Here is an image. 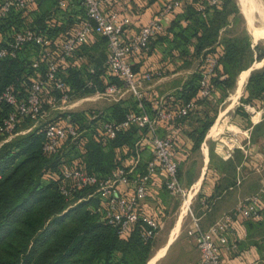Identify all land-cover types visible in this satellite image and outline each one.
<instances>
[{"label":"trees","instance_id":"16d2710c","mask_svg":"<svg viewBox=\"0 0 264 264\" xmlns=\"http://www.w3.org/2000/svg\"><path fill=\"white\" fill-rule=\"evenodd\" d=\"M77 3L79 4L77 12L73 10L70 12L67 9L59 20H55L56 24L42 19V22L32 23L33 27L26 29L42 32L53 41L52 49L54 51L59 49L64 38L80 28L86 18L81 0H77ZM203 3L204 0H186L182 4L183 13L178 15L164 32L172 35V39L167 36L165 39L170 44L168 53L177 50L180 56L186 57L190 62L198 59L203 61L209 54L219 58L220 68L213 83L215 87L221 89L220 102H223L233 90L238 76L251 68L254 62L251 44L228 36L227 20L230 13L226 11L223 0L215 8L206 5L202 12L197 7ZM81 11L84 17L79 15L80 20L73 17ZM26 14L24 11L13 12L0 25V28L3 27L2 30L12 33L6 41L23 31L21 28L27 23L21 22V19L27 21ZM60 21L64 22L63 25H59ZM182 22L186 24L183 25ZM68 25L73 28L72 32L62 33L67 30ZM74 25L76 27H73ZM6 41L0 44V49ZM101 45L106 46V51L99 48L94 53V70L99 69L97 74L90 72L86 65L80 67L73 60L77 52L79 54L85 52L84 48L81 49L83 46L78 48L66 64L60 66L59 75L76 95L95 92L94 88L88 86L90 82L96 85L97 90L105 89L99 78L107 75L105 37H101ZM32 48L38 51L35 58L30 56ZM40 51L39 46L30 44L20 50L16 58H0V93L7 86L14 85L22 97L27 96L37 73L44 75L47 71L45 61H42L39 71L32 67L34 61L40 60ZM152 51L151 43L148 54ZM133 67L135 70V66ZM222 76L224 78L221 79ZM108 78L110 84L120 83L115 77ZM200 79L199 70L179 91L178 96L183 104L197 98ZM241 100L252 106L257 101L264 102V67L251 73L246 95ZM122 104L123 102L119 101L111 106L107 110L108 114L104 113V119L120 122L128 112L137 110L136 100L133 106ZM239 111L244 116L247 115L243 110ZM8 112L9 109L6 108L0 115V121ZM70 115L82 129L91 132L86 133L88 143L83 149H78L74 145L68 146L72 147L70 150L73 157L69 165L81 166L85 171L101 178L109 176L115 169L121 167L117 162L114 147L122 144L131 145L136 136L131 133L127 135L128 132L103 145L102 142L94 140V129L80 123L74 117V112ZM66 116H59L58 119ZM213 124L214 120L211 119L198 131L196 146L201 143ZM45 142V127L43 130L32 129L30 133L4 144L0 151V264H147L154 241L144 242L142 234L145 225L139 224L127 239H122L103 218L100 212L101 202L93 194V188L75 194L71 200L65 198L60 192L59 184L62 168L67 162L64 156L68 147L59 155H46L43 151ZM76 153L78 157H75ZM87 192L92 193L88 195Z\"/></svg>","mask_w":264,"mask_h":264},{"label":"built area","instance_id":"2783aa9c","mask_svg":"<svg viewBox=\"0 0 264 264\" xmlns=\"http://www.w3.org/2000/svg\"><path fill=\"white\" fill-rule=\"evenodd\" d=\"M39 0H0V25L13 12H31L38 7ZM106 0H81L86 11V18L81 27L73 34L64 38L59 49L53 50V41L40 31L25 29L17 33L0 49V58H16L26 45L35 44L41 48L40 60L33 62L32 67L39 71L42 61L47 64V71L43 75L37 73L27 96L22 97L14 85L7 86L0 93V115L6 108L9 112L0 121V144L7 143L18 133L23 121L29 119L34 123L41 121L46 124V142L43 151L46 155H59L70 145L83 149L88 143L87 129L73 121L70 113L76 103L74 91L59 75V68L72 58L75 52L97 35L107 39V75L102 80L105 89L97 90L96 85L90 82V88H96L94 97L119 102L126 95H131L137 102V110L128 112L120 122L104 119V112L92 114L91 119L99 121L94 129L97 142L103 145L115 140L132 128L141 132L145 143L152 151V158L148 161L146 170L137 173V164L132 167L121 166L109 176L101 178L89 173L81 166L64 165L61 171L59 189L61 194L71 200L75 194L94 189L101 202L100 212L105 221L112 226L120 238L127 239L136 227L145 225L142 237L144 242L153 241L159 230V223L152 217H144L141 208L148 195V188L153 177L163 175L164 185L173 195L188 197V192L180 181V164L176 157V136L178 130L174 125L185 120L195 109L198 100L212 98L215 91L213 79L217 76L220 61L216 55H207L199 67L201 72L200 90L197 98L174 107L161 99L155 103L152 111L144 105V84L151 82L161 74L145 73L139 75L134 70L131 60L148 54L151 41L163 35L166 22L176 11L182 10L186 0H170L163 9L156 14L148 24L142 26L139 33L129 41H125L124 34L131 25V18L118 10L105 11ZM221 0H204L197 8L204 11L206 5L211 8L219 6ZM205 4V5H204ZM58 7L66 9L67 0H59ZM108 76L115 77L120 83L110 84ZM47 96V97H46ZM47 99V100H46ZM46 104L50 109L59 111L60 115H67L57 121L45 122ZM170 125L173 128L166 135H161V126ZM32 128H30V131ZM123 186L130 187L128 194L122 192ZM82 200H79L81 202ZM264 214V183L260 191L239 203L231 215L225 216L216 222L208 231H202L197 223L191 229L197 248L201 254L200 264H223L222 248L228 246L227 235L236 224L238 218L247 221L259 220Z\"/></svg>","mask_w":264,"mask_h":264},{"label":"crops","instance_id":"0c3cea01","mask_svg":"<svg viewBox=\"0 0 264 264\" xmlns=\"http://www.w3.org/2000/svg\"><path fill=\"white\" fill-rule=\"evenodd\" d=\"M168 1L170 0L155 2L106 0L104 10L107 12L118 10L131 18V25L124 34L125 41H129L139 33L142 26L148 24L163 9ZM77 8V0H67L66 10L77 12ZM182 13V10H178L174 16H170L166 22V29ZM73 17L79 19V14H74ZM63 23L60 21L59 25ZM166 36L172 39V35L164 33L151 41L153 44L151 54H144L131 60L139 75L148 72L161 74L160 77H155L151 82L144 84V102L148 111H152L157 101L165 98L169 106L182 105L183 101L178 93L199 68L188 69L186 62L189 60L180 56L177 50L168 53L170 44L166 41ZM83 48L85 52L80 54L77 52L73 60L80 67L86 65L90 72L97 74L99 69L94 70L95 50L102 48L106 51V46L101 45V36L91 37L81 49ZM251 73L249 68L238 76L236 94L230 98L233 103L224 111H220V116L224 114L228 119L230 118V113L235 109L234 101L241 97ZM102 77L103 75L99 76L100 81ZM243 81L245 83L242 86L240 84ZM94 89L96 91V88ZM221 96V89L215 87L212 98L198 100L194 111L185 120L174 125L178 130L176 157L180 164V181L189 198L184 199L168 192L163 175L153 177L148 195L142 203L141 212L144 217H152L159 223L160 230L157 236L169 230L170 239L160 245L148 263L157 259L154 264L158 261L164 264H200L201 254L191 230L196 224L194 221L197 220L202 231H208L216 222L231 215L241 201L258 193L264 183V102L255 107V113L252 115L249 113L248 116L241 118L237 113L235 122L229 121L228 131L219 136L216 135L223 127L220 123H216L196 146L198 131L211 119L215 122V116H218V107L223 106V103L220 105ZM134 101L135 99L129 94L121 100L123 106H133ZM115 103L117 102L111 101L104 105V108L97 105V109L92 113H82L87 117L88 125L95 129L99 121L91 119V114L96 112L108 114L107 110ZM78 105L76 103L75 107ZM172 128L173 126L163 124L161 135L168 134ZM88 132L90 133L91 130ZM137 132L133 144L118 145L114 147V151L120 166L132 167L138 162L136 172L143 173L152 158V151L145 143L139 144L143 137L139 130ZM121 190L125 194L131 191L128 186H123ZM184 225L187 226L184 228L186 233L182 230ZM227 243L228 246L222 248L223 264H264V214L255 221L238 218L227 235ZM173 248V254H170Z\"/></svg>","mask_w":264,"mask_h":264},{"label":"rangeland","instance_id":"374dc122","mask_svg":"<svg viewBox=\"0 0 264 264\" xmlns=\"http://www.w3.org/2000/svg\"><path fill=\"white\" fill-rule=\"evenodd\" d=\"M58 1L59 0H39L38 1L39 6L36 10H31V12H26L27 18H25V19H27L28 22L26 20L24 22V19L23 20L21 19V22L27 23V24H23V27L21 28V30L22 29L24 30L28 27H33L31 25L32 23L38 24V22H42V19L47 20L49 23L52 22L51 24H54V23L56 24L55 20H59V18H61L65 14V12H67L66 9L61 10L57 7ZM223 2L225 3L226 11L228 13H230V16L227 20V22L229 23V27H228L229 35L228 36L237 38V39L244 41V42H249V44H251V50H252L253 61H254L251 65V68L254 69L253 71L263 68L264 67V39H263L262 30H261L262 28H261L260 23H258V21L254 18L253 13L251 12L250 7L248 6L246 0H223ZM253 3L254 4L259 3L260 5L263 6V9H264V0H253ZM77 6L79 7L78 3H77ZM263 14H264V12H263ZM79 15L84 17V14L82 11H81V13H79ZM257 15H259V16L262 15L261 11L258 9H257ZM75 22L77 23L78 21L76 20ZM73 27H76V25H74ZM2 28L3 27L0 28V44H3L9 38L8 36L12 35V33L4 31V30H2ZM72 30H73V28H71L68 25L67 30L65 32H62V33L67 34V32L70 33V32H72ZM37 54H38V51L36 49H33L32 54H30V56H31V58L32 57L35 58L37 56ZM201 62H202L201 59L194 60L193 62L187 61L186 67H188V69H190V70H194V69L196 70L198 67H200ZM198 71H199V68H198ZM244 83L245 82L243 81V82H241L240 85L243 86ZM237 86H238V78H237L236 83L233 87V90H231L229 92V96H227L225 101L220 102L221 104L219 103L220 105H222V103H223V106H222L223 109L221 108V106L218 107V111H217L218 116L215 117L216 120H215L213 126L216 123L217 124L220 123V125L223 128L220 130L219 134H217L216 136H219L221 133L228 131L229 128H227V127L230 126L229 121L235 122L234 119H236L237 113L239 114L240 117L244 116L239 110H243V112H246L247 113V115H245V117H246L249 115V113L251 115L255 113V110H254L255 107L262 105V101H257V102H255V105L252 106V105L247 104L241 100V97L246 95V87H247V84H246L242 93H241V97L239 96L234 101L235 105L233 104L234 105L233 107L235 109L233 112L230 113V118L228 119V117L226 115L224 116V114H222L220 116V111H224V109H226L228 106H230L233 103V100L230 98H232L233 95L236 94ZM242 86H240V88ZM110 102L111 101L106 100V99L97 100L94 97V92H92V91L86 92V94H83V93L80 94L79 93L75 96V103H78L79 105L77 107H75V109L73 110L74 117H76V119L80 123L84 124L85 126H88L87 117L85 115H83L82 113H87V112L92 113L93 111H95L97 109V107L99 105H101L102 108H104V105L109 104ZM59 116H63V115H60L59 111H57V110L50 109V106L48 104H46V117H45L46 123L51 122V121H57ZM91 116H92V114H91ZM44 127H45V123H43L42 121L40 123H34L30 120H27V121L25 120L21 124L18 133L16 135H14V137L12 139H10L9 142L15 140L18 137H21V136H24V135L30 133L31 132L30 128H32V129L40 128L43 130ZM130 133L132 135H135V136L138 135V132L135 128H132L127 135H129ZM4 144H6V143L0 144V151L3 148ZM71 148L72 147H68V149H65L64 159H65V161H67L65 163L66 165L71 164L70 162L73 161L72 160L73 157L71 155V150H72ZM75 157H78L77 153L75 154ZM91 193L92 192H90V193L87 192L88 195ZM188 198L189 197L184 198V199H188ZM95 200H97V199H95ZM186 227L184 225V227L182 229L183 232H185V233H186V229H184V228H186ZM169 235H170L169 230H167V231H164L163 233L159 234L158 236H156V238L153 240L154 241L153 246H152L153 248H152L149 260L156 254L160 245H162L163 243H166L170 239ZM182 238H183V236H182ZM193 239H194V237H193ZM173 250H174V248L172 249L170 254H173ZM155 264H164V263H160L158 261Z\"/></svg>","mask_w":264,"mask_h":264},{"label":"bare ground","instance_id":"6f19581e","mask_svg":"<svg viewBox=\"0 0 264 264\" xmlns=\"http://www.w3.org/2000/svg\"><path fill=\"white\" fill-rule=\"evenodd\" d=\"M246 2H247V4H248V6L250 7V10H251V12L253 13V16H254V18L258 21V23H260V25H261V30H262V35H263V39H264V14H263V12H264V9H263V6L262 5H260L259 3H253V0H246ZM257 9L258 10H260L261 11V13H262V15L261 16H259V15H257ZM186 207V206H185ZM185 209V208H184ZM185 211H187V210H185ZM184 211V212H185ZM184 214V213H183ZM176 231V230H175ZM173 236V235H172ZM175 236V235H174ZM161 255V254H160ZM155 260H157V259H154V260H152V261H150L148 264H154V262H155Z\"/></svg>","mask_w":264,"mask_h":264},{"label":"water","instance_id":"95a60500","mask_svg":"<svg viewBox=\"0 0 264 264\" xmlns=\"http://www.w3.org/2000/svg\"><path fill=\"white\" fill-rule=\"evenodd\" d=\"M254 69L253 68H251V71H253Z\"/></svg>","mask_w":264,"mask_h":264}]
</instances>
